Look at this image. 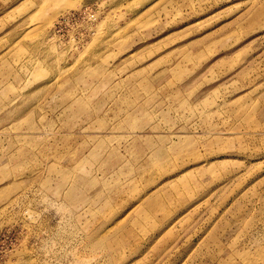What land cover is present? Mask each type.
Here are the masks:
<instances>
[{"label": "rangeland", "instance_id": "374dc122", "mask_svg": "<svg viewBox=\"0 0 264 264\" xmlns=\"http://www.w3.org/2000/svg\"><path fill=\"white\" fill-rule=\"evenodd\" d=\"M0 264H264V0H0Z\"/></svg>", "mask_w": 264, "mask_h": 264}]
</instances>
